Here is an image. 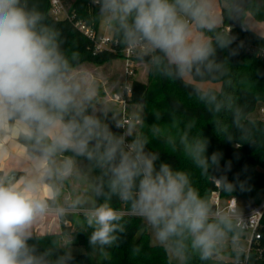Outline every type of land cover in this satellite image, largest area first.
I'll return each mask as SVG.
<instances>
[{"label":"clouds","instance_id":"1","mask_svg":"<svg viewBox=\"0 0 264 264\" xmlns=\"http://www.w3.org/2000/svg\"><path fill=\"white\" fill-rule=\"evenodd\" d=\"M225 2L229 16L245 8L241 0ZM93 3L116 40L153 75L190 87L212 113L218 134L232 139L236 130L241 140L255 143L258 121L234 95L210 86L231 84L225 61L216 58L217 49L233 41L221 28L217 0ZM109 114L122 134L106 123ZM172 127L175 133L154 124L150 135L126 127L102 102L96 76L62 47L42 8L29 0H0V264H70L73 237L63 245L50 239L41 251L36 226L73 214L82 215L90 245L103 253L126 231L124 209L143 221L175 264H187L192 255L220 258L229 243L238 249L244 231L239 206L217 209L188 171L157 167L159 154L147 150L151 139H162L207 176L219 154L206 156L208 141L191 134L192 123L180 130L173 120ZM80 181L83 190L66 191ZM213 183L233 191L226 176Z\"/></svg>","mask_w":264,"mask_h":264},{"label":"trees","instance_id":"2","mask_svg":"<svg viewBox=\"0 0 264 264\" xmlns=\"http://www.w3.org/2000/svg\"><path fill=\"white\" fill-rule=\"evenodd\" d=\"M58 1L65 13V16L60 18L52 15V0H29V3H36L42 8L47 16V22L59 31L62 47L68 54H77L80 67L84 63L103 65L123 58L122 50L125 47L116 40L113 34V40L117 44L113 45L112 50H102L95 54L93 43L77 27V24L81 23L98 31L101 19L97 16L99 9L93 0ZM220 2L225 5L222 7L224 20L221 25V28L225 29L230 16L225 0H220ZM247 13L257 22L264 23V0L262 6L252 3ZM246 14L242 21V27H245L246 31H242V28L231 30L229 35L233 37L232 43L225 49H217L216 53L217 60L225 61L230 70L231 84H227L224 80L212 83L221 85L217 91L234 95L239 104L245 106L251 116L258 121L253 136L255 143L241 140L236 130H233L232 139L218 134L212 122V113L190 95L189 86L179 80L158 77L149 70L146 82L138 80L132 82L128 102L140 105L142 108V123L138 131L150 135V128L155 124L175 133L176 128L172 127L173 120L180 130L192 123L191 134H201L208 141L206 156L210 158L213 153L219 154L218 164L211 165L207 176H204L180 151H171L162 139H151L147 150L159 154V159L156 161L157 167L160 163H168L174 169L188 171L191 174L193 186L209 200L216 189L213 179L226 176L227 179L237 183L238 189L236 193L221 191L222 198L226 195L234 196L259 205L264 201V123L259 117L257 118L256 113L259 108L264 107V58L258 55V50H264V38L247 28L244 24ZM251 47L256 49V52H248L247 49ZM114 112L117 119L122 121V112ZM225 119L229 124L231 123L230 116H225ZM106 123L114 133H123L122 128L115 126L111 114ZM112 204L117 209L122 208L115 197H113ZM124 211L127 210L124 209ZM80 220H83L82 215H69L60 221V234L39 236L42 238V241H39L40 250H43L44 245L50 239L58 238L59 243L63 245L64 238L73 237L71 247L81 246L86 252L73 255L70 264H175L170 262L163 248L151 244L148 229L136 216H125L126 231L120 234L119 241L112 246L109 253L106 248V254L95 259L92 252H100V250H93L89 243L91 229L80 228ZM260 233L261 240L253 244L248 264H264V218ZM30 243H35V241H30ZM136 248H139L138 252H134ZM260 250H263L261 255ZM238 258L241 257L234 256L232 252L224 258L213 257L207 261H201L198 255H192L187 264H235Z\"/></svg>","mask_w":264,"mask_h":264},{"label":"rangeland","instance_id":"3","mask_svg":"<svg viewBox=\"0 0 264 264\" xmlns=\"http://www.w3.org/2000/svg\"><path fill=\"white\" fill-rule=\"evenodd\" d=\"M65 13L62 14L61 17H64ZM244 22L246 24H250L253 25L254 28L256 29V32L259 33L260 35L264 36V23L261 22H257L255 21L248 13L246 14L245 18H244ZM251 26V27H253ZM98 36L99 37H112V33L108 30L106 24L104 23V21L101 19L100 20V25H99V29L97 31ZM135 70H136V76L133 79H128L126 76V72H125V61L123 58H119L116 60H113L111 63H105L103 65H94V64H85L82 65V68H85L89 71H91L97 78L98 83H99V87H100V96H101V100L102 102L107 103L108 105L112 106V109L114 111H125L126 116L128 117L129 120H131L132 125H135L136 130L138 131V128L140 127L142 120H141V114H142V108L140 105L137 104H130L128 102V97H126L127 100L126 101V106H123L119 100V98L122 97V91H123V87L125 86V84L127 82H133L134 80H138L141 82H146L147 79V74H148V68L140 63L139 61H135ZM210 86L214 87L216 90H219L221 85L218 83H212L210 84ZM131 137H128L127 140L129 141ZM67 154V153H66ZM83 164L85 166H87V162L83 161ZM95 174V173H94ZM229 183L233 184V191L231 193H236L237 189H238V185L236 182L227 179ZM87 185L83 182H76L74 184H69L66 187V191L67 192H71L73 191V189L75 188H79L80 190H83ZM230 197L228 195L223 196V205L226 204V202L228 201ZM250 202L247 201L245 202V200L242 199H238V204H239V208L241 210V213H243L244 210V206L249 204ZM81 223H79V227L80 228H85L86 226L83 225L82 220H80ZM150 236H151V244L153 246H158L153 238L152 235L150 233V231L148 230ZM60 234V233H57ZM49 235H56L54 234H49ZM42 236H48V235H42ZM69 241L68 238H64L63 239V244H66ZM242 248L246 249L247 247V243L246 242H242L241 243ZM112 249V247L107 248L106 250L108 251L107 253L110 252V250ZM233 249V250H232ZM72 250V256L73 255H79L82 253H85L86 250L84 251V248L81 246H73L71 247ZM106 250H104L103 253L101 252H92L94 255V258L97 259L99 257H102L103 255L106 254ZM233 253L234 256L237 255L236 252H234V248L231 245V243H229L222 251L220 258H224L226 257L227 254L229 253ZM174 262V261H172ZM175 263V262H174Z\"/></svg>","mask_w":264,"mask_h":264},{"label":"built area","instance_id":"4","mask_svg":"<svg viewBox=\"0 0 264 264\" xmlns=\"http://www.w3.org/2000/svg\"><path fill=\"white\" fill-rule=\"evenodd\" d=\"M52 11L54 12L53 14L60 18L61 14L64 13V9L60 2L58 0H52L51 3ZM77 27L81 29L80 31L88 37L91 42L93 43V48H94V53H98L102 50H112L114 47V44H117L114 40L113 37H99L98 33L96 30L93 28H90L86 26L85 24L78 23ZM242 31H246L245 27H241ZM225 30H230L231 29L226 26ZM248 52H256V49L254 48H248ZM258 55L262 58H264V50H258ZM122 56L125 61V72L126 76L128 79H133L136 76V70H135V61L136 57L133 54V52L127 48H124L122 50ZM131 88H132V82H127L125 86L123 87L122 91V97L119 98L120 102L123 106H126V97H128V100L131 96ZM122 112V122L123 124L128 127L132 125L131 120L128 119L126 116L125 111ZM257 118L264 123V107H261L258 109L256 113ZM130 142V141H129ZM215 185V183H214ZM215 191L211 194L210 202L212 203L213 206H215L217 209L222 208V207H233V206H239L238 204V198L237 197H230L228 201L226 202L225 205H223V198L221 194V190L218 188V186L215 185ZM235 198V200L233 199ZM244 212L241 213L243 223H244V231H243V236L240 240V246L238 249H234V252L237 253L236 256H240L241 258H238L235 260V264H248V259L252 250V246L255 243H258L261 240V229L263 227V218H264V201L259 204V205H245L244 206ZM125 216H134L133 214L124 211ZM247 243L246 249L242 248L241 243L242 242ZM263 253V250L259 251V254L261 255Z\"/></svg>","mask_w":264,"mask_h":264},{"label":"crops","instance_id":"5","mask_svg":"<svg viewBox=\"0 0 264 264\" xmlns=\"http://www.w3.org/2000/svg\"><path fill=\"white\" fill-rule=\"evenodd\" d=\"M225 5L220 2V0H217V11L218 13L222 16V7H224ZM53 12V11H52ZM54 13V12H53ZM52 13V15L55 17V18H58L56 17L54 14ZM250 15V14H249ZM62 16V14H61ZM251 16V15H250ZM252 17V16H251ZM253 18V17H252ZM254 19V18H253ZM255 20V19H254ZM256 21V20H255ZM244 24L247 26V28L251 31H253L254 33H256L257 35L259 36H262L260 35L259 33L256 32V29L254 28L253 25H250V24H246L244 22ZM253 26V27H251ZM247 202V201H245ZM247 205H252V202H250L249 204ZM61 220L58 219V218H55V217H50V218H46L45 220H43L42 222H40L37 226H36V233L38 236H42V235H49V234H57V233H61ZM233 250V249H232ZM84 251H85V248H84ZM83 254V253H82Z\"/></svg>","mask_w":264,"mask_h":264},{"label":"water","instance_id":"6","mask_svg":"<svg viewBox=\"0 0 264 264\" xmlns=\"http://www.w3.org/2000/svg\"><path fill=\"white\" fill-rule=\"evenodd\" d=\"M243 6L245 8H242L240 10V15L238 13H233L229 18L228 21V27L233 30V29H239L242 27V21H243V17L244 15L247 13V10L249 8V6L252 3H256L258 6H262L263 4V0H241ZM66 154V153H65Z\"/></svg>","mask_w":264,"mask_h":264}]
</instances>
